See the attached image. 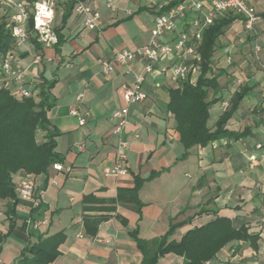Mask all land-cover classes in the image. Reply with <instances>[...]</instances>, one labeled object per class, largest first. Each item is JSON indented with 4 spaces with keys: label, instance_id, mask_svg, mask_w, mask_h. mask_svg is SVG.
Instances as JSON below:
<instances>
[{
    "label": "crops",
    "instance_id": "crops-1",
    "mask_svg": "<svg viewBox=\"0 0 264 264\" xmlns=\"http://www.w3.org/2000/svg\"><path fill=\"white\" fill-rule=\"evenodd\" d=\"M25 1L31 4L36 0ZM68 1L71 0H58L54 26L60 29L61 38L58 44L43 50L40 65L31 64L33 55L38 53L33 45L15 52L17 64L28 68L25 88L31 91L45 80L55 83L52 95L56 105L48 117L61 133L57 152L64 159V171L51 167L47 174L28 176L35 183L34 198L39 205L18 198L15 228L0 251V264H18L25 247L40 237L59 233H64L65 241L59 248V257L50 264H143L144 256L133 233L138 239L152 242L167 233L172 221L179 227L169 241H179L188 230L214 219L215 212L242 220L252 218L253 209L259 213L264 207V165L250 166L253 155L264 153V94L258 85L228 126L233 131L250 128V137L237 142L220 140L206 148L194 147L186 159H181L184 148L167 110L170 83L164 77H146L143 90L147 100L130 107L124 131L129 142V174L104 175V167L112 165L116 153L113 113L125 106L122 86L133 84L135 75L143 73L144 62L137 60L127 67L117 66L107 77L98 61L111 59L115 49L133 50L146 44L163 0H113V8L108 7V0H83L101 15L96 30L86 29L74 10L64 17ZM238 78L233 79L224 94L235 90ZM222 79V85L228 84ZM245 82L256 84L248 79ZM79 94L84 95L80 114L90 113L84 126L70 114L71 109L79 106ZM137 133L139 138H135ZM258 144L263 146L262 150L256 149ZM243 169L259 172L255 179L249 180L250 185L246 184ZM153 172L159 176L146 182L139 191L141 214L134 205L119 203L113 212L84 211L86 196L116 199L119 190L134 187L136 176L147 178ZM22 178L16 176L15 183ZM250 193L253 199H247ZM240 196L245 204L241 210L232 201ZM211 198L209 211L199 214ZM251 200L261 201L260 205L245 210ZM6 211L7 203L1 200L2 233L9 227ZM85 216L107 218L91 235L84 226ZM227 250L228 247L218 254L216 264L239 260L241 254L233 257ZM242 255L251 257L250 249H245ZM181 262L182 258L172 253L157 260V264Z\"/></svg>",
    "mask_w": 264,
    "mask_h": 264
},
{
    "label": "trees",
    "instance_id": "trees-1",
    "mask_svg": "<svg viewBox=\"0 0 264 264\" xmlns=\"http://www.w3.org/2000/svg\"><path fill=\"white\" fill-rule=\"evenodd\" d=\"M79 1L83 0L68 1L65 18ZM260 16L264 18L262 9ZM241 20L240 15L233 13L215 18L213 24L204 32L198 50L201 60L198 65L200 73L197 79L192 82L189 78L177 86L170 85L167 89L169 98L167 110L175 121V130L184 148L181 159H186L189 151L194 147L206 148L220 140L237 142L251 136L250 128L233 131L228 126L245 98L253 93L257 84L244 82L237 85L232 92L228 108L223 111L213 126L208 125L211 108L225 101L224 91L231 83L224 85L220 83V79L226 75L227 70L214 73V55L219 48L220 38L231 29L235 22ZM56 33L58 38H61L60 29L56 28ZM30 44L38 51L42 49L35 40H32ZM12 50V34L7 27L5 17L2 16L0 17V62ZM54 85V82L45 80L35 85L31 90V97L18 96L12 91V84L0 70V200L7 203L5 214L9 222L8 231L0 232V251L15 228L16 207L19 203L15 177L25 178L47 174L55 163L64 162L63 157L57 152V139L61 133L48 117V112L56 105V99L52 95ZM158 176L159 173L155 172L147 178L136 176L134 187L119 190L116 199L86 196L84 211L113 212L115 204L119 203L132 204L141 214L143 204L139 200V191L146 182ZM212 201V198L209 199L199 214L207 213L209 211L207 207L212 204ZM238 209L241 210L242 207ZM256 211L253 209L251 214L257 215ZM106 218L107 216H85L86 232L94 235L99 223ZM251 220V218L242 220L238 217L230 219L219 216L218 212H215L214 219L200 227L188 230L179 241H169V237L179 227L178 223L174 224L172 221L169 230L160 239L147 242L138 239L136 233H133V236L143 253V264H157L159 257L170 253L182 258L180 264H204L207 261L219 260L218 254L226 247H228L227 252L233 257L241 255L237 262L220 261L221 263L244 264L247 260H253L259 249V229L252 224ZM64 241V233L47 238L40 237L35 243L22 250L18 264L52 263L59 257V248ZM245 249H250L251 257L242 255ZM260 264L264 262L260 261Z\"/></svg>",
    "mask_w": 264,
    "mask_h": 264
},
{
    "label": "built area",
    "instance_id": "built-area-1",
    "mask_svg": "<svg viewBox=\"0 0 264 264\" xmlns=\"http://www.w3.org/2000/svg\"><path fill=\"white\" fill-rule=\"evenodd\" d=\"M112 1L108 0L109 8H113ZM57 3L58 0H36L31 4L25 0H2L3 17L12 34L13 50L1 59L0 70L12 84V91L18 96L29 98L32 93L25 88L28 68L17 64L15 52L26 49L30 42L35 40L42 49L33 55L31 64L38 66L42 63L43 50L55 46L58 42L54 26ZM260 3L263 4L262 7L259 6ZM261 9L264 10V0H163L158 7L150 38L146 44L133 50L115 49L111 59H99L98 64L107 77L117 66L127 67L129 63L137 60L144 62V71L135 75L133 84L122 86L125 106L113 113V134L117 138L116 153L112 165L103 169L105 176L124 177L129 174V142L124 138V131L129 121L130 107L147 100V94L143 90L146 77H164L173 86L189 78L194 82L200 73L198 65L201 58L198 50L204 32L213 24L214 19L227 13L237 14L241 16L240 23L244 28L253 31L261 21ZM49 11L51 16L47 15ZM74 11L82 19L86 29L99 28L101 15L95 8L79 1ZM254 50L258 54L261 48L256 45ZM231 61L232 57L229 55L228 63L230 64ZM242 83L237 81V85ZM83 98L84 95L79 94L77 97L79 106L70 111L72 116L78 118L80 126H84L90 116L89 112L80 114ZM228 106L229 101L222 103L223 110ZM135 138H139L138 133ZM81 148H84V145H81ZM262 148L261 144L256 146L257 150ZM261 165H264V153L253 155L251 168ZM53 169L61 172L64 171V166L55 163ZM16 193L19 199L31 201L35 206L39 205L34 198L35 183L32 178L20 179L16 183ZM251 222L259 229V249L254 259L244 264H260L259 258H264V207ZM204 264L216 263L207 261Z\"/></svg>",
    "mask_w": 264,
    "mask_h": 264
},
{
    "label": "rangeland",
    "instance_id": "rangeland-1",
    "mask_svg": "<svg viewBox=\"0 0 264 264\" xmlns=\"http://www.w3.org/2000/svg\"><path fill=\"white\" fill-rule=\"evenodd\" d=\"M256 45L261 48V51L258 54H256L254 50ZM218 47L219 48L214 55V73L217 74L219 71L227 70L226 75L222 77L223 82H226L227 80L229 83L233 81L231 79H237L238 77L242 78H238V80H242L243 83L246 81V79L256 82L258 88L260 89V93L264 94V18L261 17V21L255 26L253 31H247L243 24L239 21L233 27H231V29L224 36L220 38ZM229 55L232 57L230 64L228 63ZM234 74H236L235 77L233 76ZM231 95L232 91L226 93L225 101H229ZM210 113L211 118L208 125L213 126V124L222 114V103L219 102L214 105L211 108ZM248 157L249 155H247V158ZM193 171L194 170L189 169L188 172L191 174ZM242 173L246 174V184L250 185L251 181L249 180L255 179L259 172L258 170L248 171L247 169H243ZM253 196V193H250L248 197H245H247V199H253ZM232 201L233 204H238L240 207L245 205L243 204L244 200L241 199V196L236 197ZM260 202L261 201H249V205L245 208V210L255 205L259 206ZM259 261L264 262V258L260 257Z\"/></svg>",
    "mask_w": 264,
    "mask_h": 264
},
{
    "label": "clouds",
    "instance_id": "clouds-1",
    "mask_svg": "<svg viewBox=\"0 0 264 264\" xmlns=\"http://www.w3.org/2000/svg\"><path fill=\"white\" fill-rule=\"evenodd\" d=\"M47 15H48V16H51V12L49 11V12L47 13Z\"/></svg>",
    "mask_w": 264,
    "mask_h": 264
}]
</instances>
